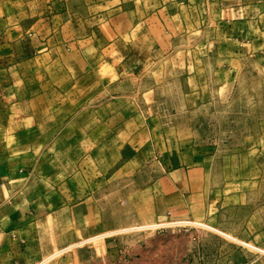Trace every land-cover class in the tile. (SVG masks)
<instances>
[{
    "label": "crops",
    "instance_id": "crops-1",
    "mask_svg": "<svg viewBox=\"0 0 264 264\" xmlns=\"http://www.w3.org/2000/svg\"><path fill=\"white\" fill-rule=\"evenodd\" d=\"M261 3L0 0V264H11V256L19 264L24 257L29 262L22 241L29 234L33 238L44 218L103 217L100 202L105 200L117 202L112 225L125 211L128 225L137 226L190 210V200L201 195L195 192L201 170L144 161L151 140H146L148 126L137 131L135 111L113 110L120 101L134 99L89 97L88 90L123 85L143 58L163 54L172 45V25L181 10L219 9L224 25L242 27L247 11L262 8ZM103 66L111 67L110 76L117 79L101 76L92 85L89 76L100 75ZM13 121L19 125L9 131ZM41 121L46 122L42 127ZM110 121L116 124L108 128ZM105 153L117 154L106 172ZM222 197V211L232 209V196ZM89 208L95 213L89 214ZM14 236L19 245L9 248ZM235 239L264 246V229L243 228ZM118 244L114 239L106 247H117L111 253H118ZM250 260L241 258L239 264L263 263L259 257ZM234 262V252H227L217 264Z\"/></svg>",
    "mask_w": 264,
    "mask_h": 264
},
{
    "label": "rangeland",
    "instance_id": "rangeland-1",
    "mask_svg": "<svg viewBox=\"0 0 264 264\" xmlns=\"http://www.w3.org/2000/svg\"><path fill=\"white\" fill-rule=\"evenodd\" d=\"M261 5L247 11L242 27L224 25L219 9L181 10L172 25V45L163 54L143 58L133 76L121 73L123 85L88 90L89 97L134 99L120 101L113 110L135 111L137 131L148 126L146 140H151L144 161L170 167L183 163L201 170L203 179L195 187L201 195L190 200L191 209L176 218L169 214L159 223L137 226L128 225L127 211L112 225L117 202L111 200L100 202L103 217L50 216L39 222L33 238L29 234V240L22 241L29 262L24 257L21 264H217L227 252H234V264L246 257L251 262L259 257L264 264V246L235 239L243 228L264 229ZM100 72L89 76L92 85L102 81L101 76L117 79L110 76L109 66ZM16 124L13 121L9 131H15ZM107 124L110 128L116 122ZM116 155L104 154L105 172ZM225 193L232 196V209L223 212ZM88 212L94 214L95 209ZM114 239L118 253H111L117 247H106ZM16 243L19 238L14 236L9 248ZM11 264H19V258L11 256Z\"/></svg>",
    "mask_w": 264,
    "mask_h": 264
}]
</instances>
